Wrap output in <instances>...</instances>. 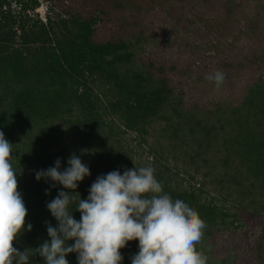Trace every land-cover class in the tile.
<instances>
[{
    "label": "rangeland",
    "instance_id": "374dc122",
    "mask_svg": "<svg viewBox=\"0 0 264 264\" xmlns=\"http://www.w3.org/2000/svg\"><path fill=\"white\" fill-rule=\"evenodd\" d=\"M133 102L149 117L135 122ZM0 120L28 211L13 246L29 264H45L36 249L58 226L46 205L68 191L35 173L73 154L90 170L81 199L99 176L152 166L205 222L207 264H264V0H0ZM120 251L131 264L139 241Z\"/></svg>",
    "mask_w": 264,
    "mask_h": 264
},
{
    "label": "clouds",
    "instance_id": "9594fccd",
    "mask_svg": "<svg viewBox=\"0 0 264 264\" xmlns=\"http://www.w3.org/2000/svg\"><path fill=\"white\" fill-rule=\"evenodd\" d=\"M225 78L219 69L207 77L217 88ZM14 146L0 131V264H29L30 249L21 252L13 246L25 231L28 215L18 191ZM67 163L61 171L57 159L53 167L35 173L37 181L51 180L53 186L68 190L59 191L46 205L58 226L47 224L50 242L36 249L45 264H69L70 253H77L78 264H122L120 250L133 240L139 241V251L131 264H207L208 257L196 247L205 222L193 207L164 192L152 166L99 176L87 199H81L76 189L90 175L89 167L75 154ZM72 204L79 221L70 211ZM31 230L29 223L27 231Z\"/></svg>",
    "mask_w": 264,
    "mask_h": 264
},
{
    "label": "trees",
    "instance_id": "16d2710c",
    "mask_svg": "<svg viewBox=\"0 0 264 264\" xmlns=\"http://www.w3.org/2000/svg\"><path fill=\"white\" fill-rule=\"evenodd\" d=\"M135 78H133V82L134 83H139L140 82V77L139 76H134ZM137 79H139V80H137ZM137 80V81H136ZM65 81L67 82V80L65 79ZM127 85V84H126ZM125 85V86H126ZM125 87L123 86V89H124ZM129 88V87H128ZM135 93V92H134ZM133 95V94H132ZM124 103H121V105H123ZM131 107H132V110H133V114H132V116H134V118H135V122H139L140 120H143V119H145V117H149V111L151 110V108L150 107H145L143 104H140V103H137V102H133V104L132 105H130ZM21 110H22V108H21ZM88 110H90V109H88ZM25 116V115H24ZM143 116H144V118H143ZM29 117V116H28ZM31 118V117H30ZM123 121H122V123L120 122L119 123V129L121 128H123L124 130H129V128L128 127H130L131 126V124L132 123H129L127 120H125V119H122ZM3 123V120H0V123ZM128 122V123H127ZM92 124H95L94 123V120H93V123ZM77 126H78V124L77 123H75L74 124V127L75 128H77ZM84 127V129L82 128H79V130H85V128H87L88 126L87 125H85V126H83ZM261 137H263L262 135H261V133H258V134H256V141H255V143H254V146L256 147V144H257V141H260V143L262 144V145H264V137L263 138H261ZM245 147H248V145H246ZM263 148H264V146H263ZM101 154V153H100ZM254 157H255V161L256 162H254V163H257V165H256V167L258 168V169H260L262 166H263V163H264V158H263V156H262V153H260L259 151H257V150H255L254 151Z\"/></svg>",
    "mask_w": 264,
    "mask_h": 264
}]
</instances>
